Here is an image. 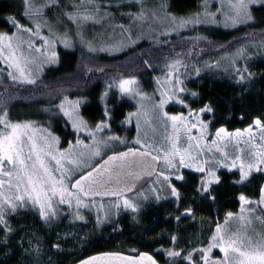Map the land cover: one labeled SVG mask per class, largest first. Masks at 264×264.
<instances>
[{
    "label": "snow or ice",
    "instance_id": "obj_1",
    "mask_svg": "<svg viewBox=\"0 0 264 264\" xmlns=\"http://www.w3.org/2000/svg\"><path fill=\"white\" fill-rule=\"evenodd\" d=\"M128 4L139 5L138 13L129 12L128 15L133 20H140L144 17L143 0H127ZM64 0H51L50 7L60 11ZM255 4H264V0H236L230 3L229 7L234 10L235 16H229L233 23L254 21L251 14V6ZM49 7V5H45ZM114 5L111 3L100 4L97 0H83L68 5V10L61 12L60 15L74 24L79 29L86 23L99 24L110 16L107 9ZM119 7V4L115 5ZM159 7L164 8L166 4L161 0ZM207 4H205V9ZM103 9V11H102ZM123 14V13H122ZM212 15L211 13H207ZM24 16L28 17L32 26H26L19 23L15 17H9L8 23L13 31L9 33H0V60H3L5 68L0 72L5 73L11 81L21 83L35 84L36 79L32 78L30 66H41L44 63H56L57 53L51 51L45 55L41 52L40 47H35L33 37H39L43 45L48 48H54L57 42L62 43L65 48L72 46L67 32L59 33L56 28L43 19V15L34 5H30L25 0ZM39 17V19H37ZM176 20L175 17H173ZM192 19H179V27L191 24ZM61 20L56 19V24ZM47 27L48 36L41 35V28ZM123 29V25H119ZM19 33V34H18ZM25 35L27 39H25ZM51 37V38H50ZM131 37V33H129ZM135 43L134 40H130ZM112 47H118L113 45ZM261 47L264 48V38H262ZM89 44V51H94ZM102 51H108V48H101ZM33 52L40 53L44 56L43 60L33 56ZM237 58L245 59V49L241 47L237 50ZM143 63L147 68L153 65L145 59ZM182 61L173 58L165 63L169 69L167 73L166 84L169 85L165 90L160 91V98L153 104L154 108L159 109V115L166 121L165 126L170 123L171 135L167 138L169 146L167 148L156 147L152 143H144L139 135L140 121L137 119V137L132 142L140 147L128 146L126 151H113L102 163L90 164L94 157L101 155V150L110 148L112 142L128 145L126 139L112 134L107 135L106 130H111V119L109 111L105 110V119L100 120L95 125H89L79 111V101L72 103L68 101L65 95L63 101L55 105L58 109L54 115L62 113L67 118L65 127L71 125L74 133L86 132L91 139V145L85 144L84 140L77 135L76 144L83 146L87 151L74 153L73 145L68 141V148H59V137L54 135L48 128L34 127L32 121H23L13 123L7 120V111L0 116V227L4 232V240L7 243L8 234L13 229L6 219L9 215H14L18 210L35 209L38 211L40 218L47 224L57 220L58 205H67L73 209L72 215L75 219L84 220L81 214L82 208H89L90 203L94 200L88 198L96 196H115L117 201L114 202V208L118 211L121 203L125 209H130L133 213H138L142 206L135 202L136 197H142L147 201L148 196H143L141 191H136L137 182L144 176H155L153 183L159 185L151 189V199L159 202L161 199H168V196L174 197V203L177 209L181 208V192L172 182L173 178L177 181H185V176L181 169H192L197 173L203 174L200 177V184L196 191L201 195L207 194V199L212 201L216 197L212 194L214 189L212 185L219 184L220 176L217 175L219 167L227 168L231 171L239 167L240 179L236 183L246 181L253 171L264 172V119L256 117L253 123L245 129H235L229 131L225 127H219L215 130L214 138L209 140L208 137L213 135L209 132L211 120L203 118L204 113H212L213 108L205 104L198 110H193L181 95L186 89L183 86V80L179 76H174L178 71ZM234 71L239 81L245 80V73L248 76L247 65L235 66ZM197 74L199 70L197 69ZM119 92L123 96L137 100L139 109L135 113H129L126 122L131 123V117L141 114L144 107L143 100L147 98L146 94L140 90L139 82L135 76L120 79L118 82ZM7 93L2 98L4 104H7ZM63 95V93H60ZM107 96V92L104 93ZM195 97L197 93L192 92ZM175 103L182 105L187 109V115L181 111L176 114H170L165 110L166 105ZM68 105V106H66ZM47 111V110H46ZM243 119V117H241ZM197 130L198 135H193V130ZM257 132L259 141L257 143ZM185 134L189 141L187 148H181L180 135ZM233 145L235 152L239 153L230 157L228 147ZM249 147L248 159L243 158L245 148ZM219 153V158L215 155L205 157L203 154ZM155 153V154H154ZM164 162V170L157 172L156 162ZM230 161V163H229ZM168 195H162V192ZM133 193L129 198L126 194ZM239 200L242 202L241 213L245 211L244 204H252L245 195L241 194ZM260 203H264V187L261 188ZM254 209H248L249 212ZM234 214L228 212L225 217V226L228 224V218ZM181 216L191 217L192 208L184 207L175 220L180 222ZM108 218L105 212L104 219ZM136 217L133 216V219ZM240 219H245L243 215ZM100 222V218H97ZM178 237L171 235L170 241L172 247L167 249H157L163 251L168 260L165 264H264V232L256 235L240 233L228 227H222L219 223L215 231L211 234L206 246L197 248L195 245L189 248L180 247L177 244ZM29 240V246L32 245ZM20 246L26 255H33L38 262L41 254L40 246L37 244L34 248L24 247L21 240ZM53 247L60 249L59 244ZM213 249H218L223 253V258L213 256ZM80 264H159L158 260L148 252H141L136 257H125L119 253H103L99 256H92L86 260L80 261Z\"/></svg>",
    "mask_w": 264,
    "mask_h": 264
},
{
    "label": "trees",
    "instance_id": "obj_2",
    "mask_svg": "<svg viewBox=\"0 0 264 264\" xmlns=\"http://www.w3.org/2000/svg\"><path fill=\"white\" fill-rule=\"evenodd\" d=\"M204 1L164 0L168 10L180 17L198 13ZM66 2L68 1L64 0V4ZM252 9L254 21H249L237 28L227 30L213 25L195 27L180 33L181 35L165 37L167 40L164 38L161 42L154 41L150 44L142 42L129 51L111 55V57L101 55L94 58L78 47L73 51L74 54H71L73 57L63 58L59 66H52L49 72L47 70L45 75L36 80L35 84L13 82L5 77V73L2 76L3 73L0 72V116L6 110L8 120L16 121L9 114L29 113L41 107H49L53 110V108L56 109L55 105L63 101L65 95L68 99L77 100H84L83 98H88V95L90 96L88 99L93 102L90 107L84 108L82 115L88 123L92 124L99 118L100 121L104 118L99 106V101L102 100L101 95L105 92L118 95L113 90V86L120 79L132 76L150 78L155 74L168 72L169 69L164 65L173 58L180 59L181 65H185L184 62L192 65L208 57L229 55L236 49L262 41L264 38V4L254 6ZM53 11L56 10L53 9ZM21 12V5L15 7L7 4L6 0L0 1V31L11 33L13 29L7 22L8 18L17 17ZM156 42L158 43L155 44ZM145 59L153 65L152 68L146 67L143 63ZM208 60L212 59L206 61ZM197 63L202 64L203 62ZM244 64L247 65L248 73H251L250 76L245 73L244 81H239L234 70L227 74L204 72L186 81L188 91L184 98L190 107L199 109L208 104L213 108L212 113L204 116L205 119L211 120L212 128L225 127L231 131L237 128L245 129L253 123L254 118L264 119V55L245 61L242 65ZM3 68L5 66L0 61V69ZM6 92L11 95L7 97L5 105L2 98ZM192 92L197 95L193 97ZM110 105H112L113 133L124 137L126 132L131 138L134 128L126 129L120 123L126 118L127 112L133 110V105L124 99L114 101ZM180 110L185 111L184 108L172 105L168 111L176 113L181 112ZM45 118L48 119L47 114ZM54 118L50 119V123L43 121L41 124L51 126L54 132L62 137L61 146L65 147L69 140L74 139V134L69 124L65 127L66 120L63 117L58 116L56 120ZM2 129L3 125H0V130ZM128 146L130 145L121 150ZM183 174L185 181L172 180L181 192L179 210L174 203L175 198L169 195L168 199H161L159 202L151 198L142 201L140 204L143 206L138 213L120 211L116 214L110 209L108 218L99 224L95 223V214L89 212L87 218L92 221V224L88 226L90 229L86 236L87 240L82 243V249H76H81V253H70L68 249L75 248V246L67 244L60 251L52 252V249H48L53 259L50 264H75L102 252H121L132 256H138L141 252H149L161 264H165L168 257L163 251H157V249L172 247L171 235L178 237L177 244L180 247L193 246L195 240L192 236L198 230L201 220L206 221L200 223L203 224V232L211 231L217 218L222 220L227 212L237 210L241 194L253 199L258 198L261 183L264 180L263 174H254L247 182L236 183L239 180L237 172L221 170L219 172L221 182L212 185L214 189L212 194L216 197V200L212 201L207 199V194L201 195L196 191L200 184V174L189 170L184 171ZM161 194L168 195L166 191ZM104 202L114 203V201ZM184 207L192 208V216H181L180 222H177L175 216ZM133 216L136 218L133 219ZM68 217L70 218V215ZM7 220L13 231L8 234V242L4 243L2 242L4 232L3 229L0 230V264H30L31 260L24 256V251L20 246L21 240L24 241L27 235L37 229L42 237L48 239V244L51 246L57 227L61 226L59 223L49 229L31 210H18ZM68 226L70 225H66ZM59 229L62 232L65 231L64 227Z\"/></svg>",
    "mask_w": 264,
    "mask_h": 264
},
{
    "label": "rangeland",
    "instance_id": "obj_3",
    "mask_svg": "<svg viewBox=\"0 0 264 264\" xmlns=\"http://www.w3.org/2000/svg\"><path fill=\"white\" fill-rule=\"evenodd\" d=\"M67 1L68 2H66L64 6H62L60 11L54 12L53 9L50 7L51 0H27V2L30 5H34L37 9L40 10V12L43 15V19L47 20L48 23L52 24L59 33L67 32L68 38L72 42V46L69 48H65L64 45L59 42L55 44L54 48H48L47 46L43 45V42L39 39V37H33L35 47H40L41 52H43L45 55L50 54L51 51H55L57 53L56 63H44L41 66H30L32 78L36 80L40 78L41 76L45 75L47 73V70L49 72V69L52 66H57L58 64L60 65L63 61V58L73 57L71 54H74L73 51L77 49L78 47L81 48L85 54L91 57H94V58L95 56H101V55L111 57V55H118L126 51H129L131 48L137 46L138 44L142 42H147V44H150L154 41L161 42L162 39H164L165 37L169 38L173 35H178L180 33H183L195 27L213 25V26H218V27H221L227 30L229 29L231 30V29L237 28L247 23V22L246 23H241V22L233 23L230 19H227V17L229 16H235L234 10H232L229 7V5L230 3H235L236 0H205L202 3L201 9L198 13H194L188 16H183V17L172 14L168 10V6L165 2L164 3L166 4V7L164 8L159 7V5L161 4V0H143L144 17L143 19H140V20H133L128 15L129 12L138 13L140 10L139 5L130 6L127 0H97V2L102 5L108 4V3H111L114 5L110 9H107V11L110 13V16L107 17L104 21H102L99 24H92V23L84 24L82 28L79 29V34H77L76 26L70 23L69 21H67L66 18L60 15V13L67 11L68 5L77 3L78 0H67ZM6 2L7 4L14 5L15 7L21 5L22 12L17 17L15 16L16 17L15 19L18 20L19 23L22 25L32 26L29 18L24 16L25 0H6ZM80 2H83V0H80ZM116 4H119V7H116L115 6ZM205 4H207L206 9H205ZM45 5H49V7H46ZM257 5H262V4H255L251 6L252 15H253L252 8ZM207 13H211L212 15H208ZM173 17H175L176 20H174ZM57 18L61 20L60 24H56ZM37 19H39V17H37ZM179 19H192L194 22L191 24H187L183 27H179L177 23ZM119 25H123V29L120 28ZM0 33H3V32L0 31ZM129 33H131V37H129ZM41 35H44V36L49 35L47 27L41 28ZM166 38L165 40H167ZM25 39H27L26 35H25ZM130 40H134L135 43L134 44L131 43ZM158 42H156L155 44H157ZM261 43L262 41H259L258 43H255L253 45L250 44L249 46L243 47L245 49V59L237 58L238 49H236L232 51L231 54L228 53L229 55L221 54V55H217L216 58L215 57L207 58V59H212V60L206 61L207 59H204L202 61H196V63L194 62V64L192 65L188 62H184L185 65L179 66L180 70L174 73V76H179L180 79L183 80V86L186 89L185 93H182L181 95L183 97L186 95L188 91V89L186 88V81L190 79V77L192 78L198 75L196 71L197 69L199 70V74L204 73V72L215 73V74L219 72L223 74H227L228 72L232 73L234 70V66H233L234 60L236 62L235 66L239 67L243 64V62L245 63V61L247 62L248 60H252L259 55H264V48L261 47ZM89 44H91L92 48L95 49L94 51H89ZM113 45H118V47H112ZM101 48H108L109 50L102 51L100 50ZM61 50L63 51L60 52ZM32 54L33 56L38 57L40 60L44 59V56H41L40 53L33 52ZM0 61L5 66L3 60H0ZM197 62H203V63L201 64ZM167 73L168 72L164 74H155L153 77H150V78L149 77L137 78L139 82L140 90L146 94L147 98L144 99L142 102L144 107L142 110H140L141 114L139 115V117L137 116L131 117V123L126 122V118L129 113H135L138 111L140 106L137 103V100L139 98H137V100H133L127 96L121 95L119 92L118 83L113 86V90L118 95L113 94V93H111V95L107 93V96H105L104 93L101 95L102 103L99 101V106L101 108L100 112L104 114L107 108V110L110 113L111 119H112V114H111L112 105H110V103L112 104L114 101L124 99L133 105V110L130 112H127L126 118L123 120L122 123H120L122 124V127H126V129H129L130 127L134 128V133L131 136V138L128 137L129 135L126 132L124 133L125 134L124 137H121L122 139H126L129 142L128 145L134 146L137 148L140 147L139 145H135L132 143L137 137L136 121L137 119H139L140 121L139 135H140L141 140L144 143H152L156 147L163 146L164 148H167L169 146V141L167 138L171 135V132H172L170 123H168L166 127L165 126L166 121L160 117L159 109L153 107L154 102L160 98V91H163L167 87H169V85L165 83L167 79ZM2 76H4V73ZM5 77H6V74H5ZM87 97L89 98L90 96L87 95ZM88 98H83L84 100L68 99V101L72 103L79 101V111H80V114L82 115V111L84 110V108L87 106L90 107L92 105L93 101H90ZM172 105H177L178 108H184L182 105H178L175 103H169L168 105H166L165 110L168 111ZM193 110H198V109H193ZM57 112H58V109L53 108L52 110L49 107L48 108L41 107L40 109H37L29 113L16 114V115L9 114V115L11 116L12 119L16 120V121H11L13 123L23 122V121H32V122H35L34 127L41 128V129L48 128L54 135L59 137V140H60L59 148L63 150V149L68 148V143L65 145V147H62L61 146L62 137H60L56 132H54V129L51 126L47 127L41 124L43 121L50 123L51 122L50 119L54 117H55L54 120H56L58 116L63 117L62 113H59L56 115L53 114ZM184 112L187 115V109H185ZM176 113H170V114H176ZM45 114L48 115V119L45 118ZM206 114L208 113L203 114L204 119H205L204 116ZM63 118L67 120V118L65 117ZM99 119L95 120L92 124L91 123H88V124L90 126L95 125L96 123L99 122ZM102 119H105V116ZM111 119L109 120V123L111 124V130L110 131L106 130L107 135L114 134ZM69 126L71 127L70 124ZM70 129L72 133L74 134V139L69 140L71 141L73 145L72 151L74 153H79L81 151H87V149H84L83 146L76 144V138L78 135L80 139L84 140L85 144L91 145L92 141L88 137L87 133L86 132L74 133L72 128ZM216 129L217 128H212L209 125V132L213 134L208 137L209 140L214 138V133ZM232 131H235V130H232ZM192 134L198 135L197 130L194 129ZM256 135H257L256 142L260 143L258 139L259 133L257 132ZM188 143L189 141H187L185 134L181 133L179 146L182 149L187 148ZM126 146L127 145L119 144L117 142H112L110 148L102 149L101 155L98 157H94L91 161H89V163L96 164L97 162L102 160L107 155L113 153L114 150L119 151L125 148ZM241 147L245 148V152L243 153V158L247 160L249 147L247 145H241ZM228 151H229L230 157L239 154L235 152L233 145H229ZM203 155L205 157H211L215 155L217 158H219L220 154L219 153L213 154V153L205 152ZM161 170H164L163 161L160 167V171ZM186 170L195 172L192 169H181V172L183 173ZM220 170H228V169L224 167H219L217 171L218 176H219ZM231 171H236L240 175L239 167L234 168ZM255 173L264 174V172L253 171L250 174L249 178ZM198 174H200L201 176L203 175L201 173H198ZM249 178L247 180H249ZM154 187H159V185L152 183L146 188V190L142 192V195L148 196L149 198H151V189ZM132 197L133 196L129 198H132ZM142 201H145L142 199V197H136L135 202L140 204L142 203ZM247 205L248 204L243 205L245 209L243 213H241V211L239 210V213H234L232 217L228 218V224L226 226L224 225L225 224L224 222L220 225L222 227H228L231 230L239 231L240 233H247L248 235H253V236L258 233L264 232V217L260 214L259 210H255L254 212L253 211L249 212L248 209L250 208V206H247ZM110 209L116 214L119 213L120 211H131L130 209H125L122 203H121L120 209L117 211L114 208V203L111 204V202L106 203V202L95 201L94 204L90 203L89 208H86V209L82 208L80 210L81 214L85 217V219L78 220V219H75L74 216L72 215V212L74 211L73 209H69L67 205H58V217L59 218L55 220L54 222L47 224L40 218L37 210L29 209L32 212H35L39 216V219L42 222H44L49 229H52L53 228L52 226H56L59 223H61L60 224L61 226L57 227L58 231L56 230L55 239L52 242L51 246L50 244H48V239L44 238V236L42 237V235L39 234L40 233L39 230L37 231V229L36 231H32L31 234L27 235L25 237V240L23 241L24 247L34 248L37 244H39L41 254L39 256L38 262L34 259V254L26 255L23 252L24 256H26L27 258L31 260L30 264H50L53 262V259H52L51 251H49L48 249L50 250L52 249V252L60 251L62 248L66 247V244L68 246H72V245L75 246V248L68 249L70 250V253H81L82 243L87 240L86 236H87L88 230L90 229L88 226H91L92 224V221H90L87 218L88 216L87 213L93 212L95 214V223L99 224L101 222H105L106 220L104 219L105 212L108 213ZM69 215H70V218L68 217ZM241 215H243L245 219L241 220L240 219ZM9 216H12V215H9ZM9 216H7L6 219ZM98 217L100 218V222H98L97 220ZM201 222L204 223L206 221L201 220L199 222L198 230L194 233V236H192L194 237V240H195L194 245L197 248L206 246L207 241L209 240L211 234L215 231V227H216L214 226V229L209 235L203 232V224H200ZM66 225H70V226L66 227ZM62 227L65 228V231L63 232L59 229ZM1 229L2 227H0V230ZM29 240L33 242L31 246H29L28 244ZM54 244H59L60 249H56L55 247H53ZM76 245H79V246L76 247ZM78 248H81V249L76 250ZM223 255L224 254L221 253L218 249H213L214 257L222 259Z\"/></svg>",
    "mask_w": 264,
    "mask_h": 264
},
{
    "label": "water",
    "instance_id": "obj_4",
    "mask_svg": "<svg viewBox=\"0 0 264 264\" xmlns=\"http://www.w3.org/2000/svg\"><path fill=\"white\" fill-rule=\"evenodd\" d=\"M127 149L125 150H122V151H126ZM113 154V153H112ZM110 154V155H112ZM155 154V153H154ZM107 159V157H105L104 159H102L99 163H102L103 160ZM160 165H161V160L160 161H157L156 162V166H157V172H159V169H160ZM155 179V176H144L140 181L137 182V186H136V191H142L143 189H145L153 180ZM264 187V181L262 183V186L261 188ZM128 197L129 196H132L133 193H127L126 194ZM260 197H261V189H260V195H259V205H260V208L261 210L264 212V203H260ZM90 201L91 200H99V201H110V200H117L118 198L115 197V196H96V197H92V198H88ZM103 253H119L121 256H125V257H128V256H131V257H136V256H132V255H128V254H125V253H121V252H102V253H98V254H94L92 256H99ZM149 253V252H148ZM150 255H152L151 253H149ZM92 256H89V257H92ZM89 257L83 259V260H86L88 259ZM82 261V260H81ZM159 262V261H158ZM75 264H80V261L75 263ZM159 264H161L159 262Z\"/></svg>",
    "mask_w": 264,
    "mask_h": 264
},
{
    "label": "flooded vegetation",
    "instance_id": "obj_5",
    "mask_svg": "<svg viewBox=\"0 0 264 264\" xmlns=\"http://www.w3.org/2000/svg\"><path fill=\"white\" fill-rule=\"evenodd\" d=\"M221 171V170H220ZM222 171H228V170H222ZM228 172H236V171H228ZM238 173V172H237ZM239 174V173H238ZM255 174H262V173H255ZM254 175V174H253ZM264 175V174H263ZM252 177V176H251ZM250 177V178H251ZM249 178V179H250ZM239 179H240V175H239ZM248 181V180H247ZM247 181H244V182H247ZM243 182V183H244ZM260 189H261V187H260ZM260 195V194H259ZM249 200H251L253 203L252 204H248L247 206H250V208L249 209H254L253 210V212L255 211V210H259V212H260V214L264 217V212L261 210V208H260V205H259V197L258 198H256V199H253V198H249V197H247ZM241 205H242V202L239 200V204H238V207H237V210L236 211H230V212H232L233 214L234 213H239V210L241 209ZM245 205V204H244ZM228 213V212H227ZM227 213L224 215V217H223V219L222 220H220L219 218H217V220L215 221V223L213 224V226H212V228L214 229V226H216L218 223L219 224H222L224 221H225V217L227 216ZM224 220V221H223ZM212 229V230H213ZM212 230L211 231H208L207 232V234H209L210 235V233L212 232Z\"/></svg>",
    "mask_w": 264,
    "mask_h": 264
},
{
    "label": "bare ground",
    "instance_id": "obj_6",
    "mask_svg": "<svg viewBox=\"0 0 264 264\" xmlns=\"http://www.w3.org/2000/svg\"><path fill=\"white\" fill-rule=\"evenodd\" d=\"M91 53V52H90ZM95 55V54H94ZM252 80V79H251ZM236 85H237V83H236ZM253 88V87H252ZM224 221V220H223ZM225 225V224H224Z\"/></svg>",
    "mask_w": 264,
    "mask_h": 264
}]
</instances>
